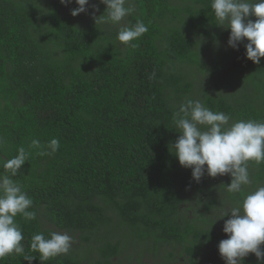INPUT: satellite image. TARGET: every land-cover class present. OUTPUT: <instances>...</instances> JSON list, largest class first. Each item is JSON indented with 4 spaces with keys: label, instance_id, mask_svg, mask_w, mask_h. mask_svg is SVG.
<instances>
[{
    "label": "trees",
    "instance_id": "16d2710c",
    "mask_svg": "<svg viewBox=\"0 0 264 264\" xmlns=\"http://www.w3.org/2000/svg\"><path fill=\"white\" fill-rule=\"evenodd\" d=\"M126 6L135 11L125 25L96 24L93 12L106 10L99 0L76 17L75 3L0 0V173L25 148L26 162L11 177L36 213L35 220L15 218L25 253L41 264L31 238L55 231L74 242L45 264H225L218 244L231 217L223 214L264 186V161L248 162L243 194L227 191L230 175L205 173L196 182L170 152L180 135L173 116L192 99L228 115V126L264 123V58L258 65L246 58L247 40L229 47L230 29L217 25L211 0ZM137 20L148 31L131 42L136 47L119 42L120 28ZM224 72L228 89L241 88L238 98L221 94L217 82L215 92L200 88ZM53 138L55 152L29 147ZM0 264L29 262L13 253ZM244 264H258L256 256Z\"/></svg>",
    "mask_w": 264,
    "mask_h": 264
},
{
    "label": "clouds",
    "instance_id": "9594fccd",
    "mask_svg": "<svg viewBox=\"0 0 264 264\" xmlns=\"http://www.w3.org/2000/svg\"><path fill=\"white\" fill-rule=\"evenodd\" d=\"M64 6L75 3L73 17L88 11L90 0H60ZM106 6L103 15L96 17L97 5H92L93 19L97 23L121 24L125 17L134 13L133 6H126L128 0H99ZM217 25L230 29L229 47L238 50L245 40L246 58L260 64L264 58V0H211ZM250 17H256L253 21ZM227 25V27H224ZM148 31L140 20L131 27H121L117 40L126 46L136 47L132 41L138 40ZM230 117L223 112H213L200 100L188 99L174 113L173 123L180 134L170 152L184 168L192 170V178L199 182L205 173L209 177L231 176L227 186L229 193L243 194V187L251 183L248 162L264 161V123L240 120L229 125ZM30 148L46 147L51 152L59 148L58 139H51L46 146L39 140H32ZM41 155L51 154L41 151ZM25 148L18 149V155L3 161L4 173H0V259L10 254L21 255L32 264L37 256L25 253L22 230L15 222L17 215L26 220H35L36 213L30 211L33 201L23 190V186L13 180L27 159ZM10 173V175H9ZM223 226L228 237L218 244V251L225 264H244L249 254H254L258 264H264V186L243 195L242 203L233 207ZM73 238L67 233L52 231L46 237L43 232L34 234L30 251L38 253L41 264L57 256L67 254Z\"/></svg>",
    "mask_w": 264,
    "mask_h": 264
},
{
    "label": "rangeland",
    "instance_id": "374dc122",
    "mask_svg": "<svg viewBox=\"0 0 264 264\" xmlns=\"http://www.w3.org/2000/svg\"><path fill=\"white\" fill-rule=\"evenodd\" d=\"M121 25H125V22L123 21L121 23ZM239 47H240V45H239ZM211 58H213L212 61H216L217 60V56H215L214 54H213V56ZM207 78H208V80L204 84L199 85L200 88H202V87L203 88H208L211 92H215V87H214L215 85H214L213 82H217V84H219L222 87L221 94L234 96L235 98L239 97L240 94L238 92L240 91L241 88H239V87L236 88V89H228L227 88L230 85L231 81H232L230 74H228L227 72H224L223 74H221V75H219L218 77H215V78L214 77L211 78L209 76H207ZM253 191H255V190L252 188L251 192H253ZM217 194H218V197L220 199L222 194H224V193L219 189V190H217ZM245 194H248V193H245ZM231 209H232V207H229V210H231ZM215 258L219 259V258H217V256ZM151 260H149V261H151ZM149 261H147V262H149ZM151 263H153V261H151Z\"/></svg>",
    "mask_w": 264,
    "mask_h": 264
}]
</instances>
